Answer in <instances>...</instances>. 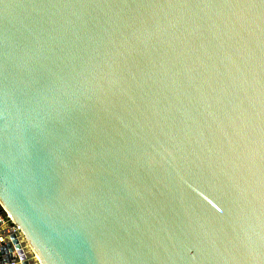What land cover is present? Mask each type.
I'll use <instances>...</instances> for the list:
<instances>
[{
	"label": "water",
	"instance_id": "95a60500",
	"mask_svg": "<svg viewBox=\"0 0 264 264\" xmlns=\"http://www.w3.org/2000/svg\"><path fill=\"white\" fill-rule=\"evenodd\" d=\"M0 204L40 264H264V0H0Z\"/></svg>",
	"mask_w": 264,
	"mask_h": 264
},
{
	"label": "built area",
	"instance_id": "2783aa9c",
	"mask_svg": "<svg viewBox=\"0 0 264 264\" xmlns=\"http://www.w3.org/2000/svg\"><path fill=\"white\" fill-rule=\"evenodd\" d=\"M40 264L25 237L0 204V264Z\"/></svg>",
	"mask_w": 264,
	"mask_h": 264
}]
</instances>
